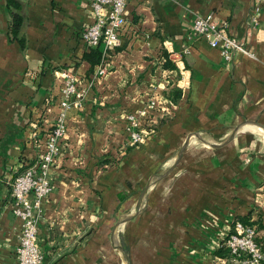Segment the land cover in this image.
Instances as JSON below:
<instances>
[{"label": "crops", "instance_id": "crops-1", "mask_svg": "<svg viewBox=\"0 0 264 264\" xmlns=\"http://www.w3.org/2000/svg\"><path fill=\"white\" fill-rule=\"evenodd\" d=\"M18 1L25 46L10 38V7L0 0V264H17L23 218L11 182L36 162L37 139L63 109L56 71L66 67L84 96L67 112L48 173L44 264L232 262L217 250L239 215L264 244V0H128L122 44L102 76L82 36L92 0ZM209 12L252 54L227 60L198 35L193 23ZM167 55L177 69L164 65ZM175 85L177 102L168 96ZM153 98V122L144 120L153 131L127 145V115ZM148 183L138 213L120 223Z\"/></svg>", "mask_w": 264, "mask_h": 264}, {"label": "built area", "instance_id": "built-area-1", "mask_svg": "<svg viewBox=\"0 0 264 264\" xmlns=\"http://www.w3.org/2000/svg\"><path fill=\"white\" fill-rule=\"evenodd\" d=\"M127 3L128 0L91 1L94 20L83 30L82 36L88 47L103 43V56L95 71L96 76L108 72L110 50L122 44V31L129 20ZM224 24L217 22L214 13L209 12L196 17L193 29L198 35L206 37L213 46H220L227 60L232 59L235 50L252 54L225 31ZM56 72L63 79V109L53 125L37 139L39 153L36 162L17 173L11 182L13 210L23 218L22 233L15 251L17 264H44L45 256L38 242V229L43 200L53 187L48 173L61 148V141L67 137V112L72 105H82L84 96L78 76L72 69L66 67ZM157 107L158 102L153 98L146 106L127 115V145L142 142L153 131V124L145 123L144 120L150 118V111ZM161 110L168 111L166 108ZM30 195H33V198ZM223 244L231 251L234 264L264 262V244L259 240L257 227L253 224L237 219L234 229L229 231ZM232 262L226 261L222 264H233Z\"/></svg>", "mask_w": 264, "mask_h": 264}, {"label": "trees", "instance_id": "trees-1", "mask_svg": "<svg viewBox=\"0 0 264 264\" xmlns=\"http://www.w3.org/2000/svg\"><path fill=\"white\" fill-rule=\"evenodd\" d=\"M8 5L10 7V14H11V18L8 24L9 36L13 40L18 39L21 45L25 46L26 39L24 36L20 35L21 26L23 24V19H24L23 13L20 11L21 4L18 0H8ZM102 44L103 43H99L98 45L92 47L89 52L85 53V57L90 60L92 65L99 63L102 59V56H103ZM164 65L167 67L173 68V69H177L176 63L173 60H171L168 55L166 56ZM168 96L172 101L177 102L179 98L182 96V88L179 87L178 85L173 86ZM237 219H240L246 223L255 225V223L249 220L246 216L239 215L237 216L236 220ZM234 223L232 224L233 227L231 228V230L234 229ZM217 253L220 256H231L232 255L229 248H227L226 245L224 244H222L221 247L218 248Z\"/></svg>", "mask_w": 264, "mask_h": 264}, {"label": "water", "instance_id": "water-1", "mask_svg": "<svg viewBox=\"0 0 264 264\" xmlns=\"http://www.w3.org/2000/svg\"><path fill=\"white\" fill-rule=\"evenodd\" d=\"M239 126H240V125H239ZM239 126H237V127L235 128V130L233 131V133H232L231 136H233V134L237 131V129L239 128ZM187 142H188V140L186 139L184 145L182 146V148H181V150H180V152H179V155L182 154L183 150H184L185 147L187 146ZM212 145H213V146H218L219 144H218V145H214V144H212ZM219 146H220V145H219ZM173 167H174V166H173ZM173 167H172V168H173ZM172 168L168 169L165 173L161 174V175L159 176V179L163 178V177L166 176L169 172H171ZM150 184H151V183H148V184L146 185V187L144 188V190L142 191V193H141V195H140V197H139V199H138L137 208H136V210L134 211V213H132V215H130L129 217H127V218L124 219L123 221H120V223H121V222H124V221H126V220L131 219L132 217H134V216L138 213L139 208H140V205H141V202H142V199H143V196H144V194H145L147 188L150 186ZM118 224H119V223H118Z\"/></svg>", "mask_w": 264, "mask_h": 264}]
</instances>
